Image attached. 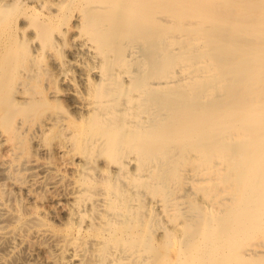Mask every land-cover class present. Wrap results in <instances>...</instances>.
<instances>
[{"label": "bare ground", "instance_id": "obj_1", "mask_svg": "<svg viewBox=\"0 0 264 264\" xmlns=\"http://www.w3.org/2000/svg\"><path fill=\"white\" fill-rule=\"evenodd\" d=\"M0 264H264V0H0Z\"/></svg>", "mask_w": 264, "mask_h": 264}]
</instances>
